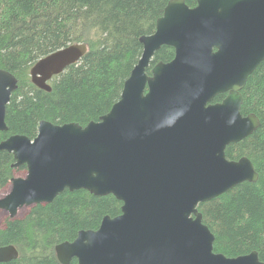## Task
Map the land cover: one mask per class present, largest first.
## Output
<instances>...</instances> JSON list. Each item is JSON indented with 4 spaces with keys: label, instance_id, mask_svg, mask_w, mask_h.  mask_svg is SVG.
Returning a JSON list of instances; mask_svg holds the SVG:
<instances>
[{
    "label": "water",
    "instance_id": "obj_1",
    "mask_svg": "<svg viewBox=\"0 0 264 264\" xmlns=\"http://www.w3.org/2000/svg\"><path fill=\"white\" fill-rule=\"evenodd\" d=\"M143 54L125 82L121 99L99 121L56 125L42 121L30 139L13 135L0 151L14 168L27 166L0 198L16 219L23 209L51 204L66 190L113 195L121 215L105 217L96 231H81L55 248L61 264H264L258 252L229 258L214 251L215 236L199 206L259 174L248 157L226 156L261 126L242 115V91L264 62V0H171L156 32L140 39ZM175 57L147 71L157 51ZM86 44H72L40 59L31 82H50L80 62ZM19 80L0 69V132L8 131L7 107ZM228 94L221 103L212 104ZM19 257L0 248V264Z\"/></svg>",
    "mask_w": 264,
    "mask_h": 264
},
{
    "label": "trees",
    "instance_id": "obj_2",
    "mask_svg": "<svg viewBox=\"0 0 264 264\" xmlns=\"http://www.w3.org/2000/svg\"><path fill=\"white\" fill-rule=\"evenodd\" d=\"M171 0H0V69L19 80L7 107L8 131L35 139L42 121L86 127L108 114L121 99L125 82L138 64L140 39L156 32L157 21ZM191 8L197 0H185ZM72 44L88 53L51 82L52 92L37 88L30 71L43 57ZM175 51L162 47L153 60L168 63ZM242 115L255 114L260 128L226 150L229 160L248 157L259 174L203 203L199 211L215 236L214 251L236 258L256 251L264 262V62L242 91ZM13 154L0 151V192L27 166L14 168ZM113 195L66 190L53 203L37 205L23 219L7 220L0 229V248L15 247L19 257L1 264H61L55 248L73 242L81 231H96L105 217L122 213ZM70 264H78L74 259Z\"/></svg>",
    "mask_w": 264,
    "mask_h": 264
},
{
    "label": "rangeland",
    "instance_id": "obj_3",
    "mask_svg": "<svg viewBox=\"0 0 264 264\" xmlns=\"http://www.w3.org/2000/svg\"><path fill=\"white\" fill-rule=\"evenodd\" d=\"M27 174V171H20L17 173V178H25ZM10 190V184L8 185V187L0 192V198L4 197L5 194ZM30 209H23L19 212V215L17 217V219H23L26 217V215L29 213ZM9 214L5 211H1L0 210V229L3 228L7 222V220H9Z\"/></svg>",
    "mask_w": 264,
    "mask_h": 264
},
{
    "label": "flooded vegetation",
    "instance_id": "obj_4",
    "mask_svg": "<svg viewBox=\"0 0 264 264\" xmlns=\"http://www.w3.org/2000/svg\"><path fill=\"white\" fill-rule=\"evenodd\" d=\"M160 63H164V62L159 61V62H155V63H154V60L152 59V62H151V65H150V67H149V69H148V71H147V74H148L149 76H151V75H152V70L154 69V67L157 66V65L160 64ZM227 96H228V94H224V95H220V96H218V97L213 101L212 104H217V103H221V102H223V100H224ZM16 219H17V218H16ZM12 220H13V219H12Z\"/></svg>",
    "mask_w": 264,
    "mask_h": 264
}]
</instances>
